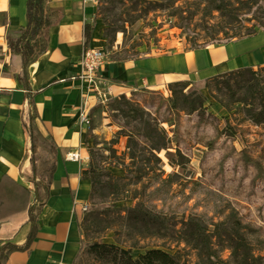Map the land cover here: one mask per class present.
Listing matches in <instances>:
<instances>
[{
	"label": "crops",
	"instance_id": "0c3cea01",
	"mask_svg": "<svg viewBox=\"0 0 264 264\" xmlns=\"http://www.w3.org/2000/svg\"><path fill=\"white\" fill-rule=\"evenodd\" d=\"M25 5L26 0H0V16L6 19L0 26V246L25 242L27 212L33 201L32 185L23 179L31 172L26 156L29 140L22 125L28 108L25 92L15 79L20 66L9 56L7 43V34L25 24ZM48 7L61 11L63 17L49 30L47 50L27 67L26 78L30 90L38 92L33 97L37 118L31 122L36 182L46 184L53 165L54 174L49 199L38 210L39 230L30 253H13L3 264H72L82 238L80 205L89 204L91 186L81 178V170L87 166L90 142L77 126V111L84 99L89 110L98 103L95 95L85 94L87 84L79 79L84 24L90 23L92 11L87 0H49ZM95 27L91 48L100 43ZM262 67L264 32H259L195 51L128 63L105 62L97 77L105 97L137 89L163 94L171 84L195 85L225 73ZM48 139L55 158L49 153ZM70 153H79L81 162L66 161Z\"/></svg>",
	"mask_w": 264,
	"mask_h": 264
},
{
	"label": "trees",
	"instance_id": "16d2710c",
	"mask_svg": "<svg viewBox=\"0 0 264 264\" xmlns=\"http://www.w3.org/2000/svg\"><path fill=\"white\" fill-rule=\"evenodd\" d=\"M179 1L159 0L148 3L134 0L132 6L134 12L137 11L138 2L147 5L148 8L142 9V12L133 16L129 24H134L152 12L170 9L180 17L181 25L178 29L182 34L188 27L186 23L190 24L189 22L199 15L198 33L193 32L198 39L189 42L190 51L251 38L258 31L264 32V9L260 7L264 5V0H204L203 3L185 4L188 5L186 9H173ZM48 6L49 0H26L24 26L7 37L9 56L15 57L20 66V72L15 79L25 92L28 108L22 125L29 140V153L26 156L31 164V172L23 176V179L32 185L33 201L27 212L26 224L29 230L25 242L22 245L9 242L2 244L0 264H3L13 253H30L39 230L38 210L49 199L54 174L53 165L48 171V182L46 184L36 182L34 164L36 146L32 143L31 122L37 118L33 97L38 92L30 90L26 78L27 67L47 50L49 30L63 17L61 11L49 9ZM256 6L261 10L262 19L254 23L251 28L241 27L244 18ZM190 9H194L196 13H189ZM183 13L189 15L183 17ZM214 13L218 15L217 19L212 16ZM235 25L239 26L235 27ZM92 31V25L85 22L83 48L88 47ZM134 60L136 58L128 61ZM189 86V83H175L168 86L171 93L169 102L171 111L183 113L187 111L189 114L199 112L206 100L202 91H206L226 113L231 114L232 107L238 105L241 106V113L246 122L253 126L264 125V67L255 71L243 69L215 76L193 85L195 89L188 95H183V91ZM179 92L182 94L181 100L186 109H178ZM125 104L129 106L133 120L149 118L150 115L141 109L131 107L127 102ZM150 121L143 123L146 128L145 134L137 132L124 136L127 141L122 156L128 157L129 165L119 162L117 152L108 149L110 152L108 159L118 162V167L124 171L121 177H113L106 170L98 169L95 151L87 148L88 163L81 170V178L90 182L89 207L80 224L82 238L72 264H192L189 259L191 253L194 254L196 264H264V255L251 247L247 236L237 227L221 235L216 226L208 231L190 217L178 224H172L170 218L157 211L156 206L152 205L159 201V193L164 187V180L161 179L164 173L161 171V162L157 157L163 147L139 142L142 139L146 142L161 139L162 132L156 123L151 125ZM48 143L49 153L55 158L56 153L49 139ZM116 144L112 143V145ZM152 161L155 167H150ZM146 177L149 180L150 200L144 202L137 200L134 189ZM101 178H105L106 182L102 183ZM99 190H108L112 199L96 202ZM129 201L132 202L131 206H127ZM118 202H123V206L116 208ZM108 233H113V244L102 242V238ZM151 241L162 242V245L150 244ZM167 244L175 245L176 248L181 245L184 247L170 254L163 250H171ZM134 251H138L139 254L134 256ZM224 251L229 252L228 261L221 258Z\"/></svg>",
	"mask_w": 264,
	"mask_h": 264
},
{
	"label": "rangeland",
	"instance_id": "374dc122",
	"mask_svg": "<svg viewBox=\"0 0 264 264\" xmlns=\"http://www.w3.org/2000/svg\"><path fill=\"white\" fill-rule=\"evenodd\" d=\"M139 2L136 3L137 11L134 12V0H87V8L92 11L89 21L91 20L93 30L97 25L96 35L100 42L94 47L102 49L103 63H128L169 56L189 50V42L198 39L193 32L198 33L199 15L190 24L186 23L188 27L182 34L178 29L181 25L180 17L170 9L152 12L134 24H129L133 16L148 8ZM203 2L204 0H180L173 9H186L187 3ZM257 7L244 18L241 27L251 28L262 19L261 10ZM260 7L264 9V5ZM189 13L196 12L190 9ZM188 15L183 13V17ZM212 16L215 19L218 17L215 13ZM5 22V17L0 16V26ZM132 58L136 60L128 61ZM194 89L190 84L183 95H188ZM204 93L206 100L202 109L193 114L170 110L171 93L168 87L163 94L137 89L103 97L89 111L91 127L85 133L90 146L87 148L95 151L98 169L106 170L113 177H121L124 171L118 167V162L108 159V149L117 152L116 156L121 160L119 162L129 165L128 157L122 156L127 141L124 136L137 132L145 134L144 121L153 120L150 123H156L162 132L161 139L139 141L163 147L157 157L164 173L161 178L164 180V187L159 193V201L152 205L170 218L172 224L190 217L208 231L216 226L221 235L237 227L247 236L251 247L264 255V125L253 126L246 122L241 106L238 105L232 107L231 114L226 113L206 91ZM181 96L179 92L178 109H186ZM125 102L146 112L150 115L149 118L133 120L132 112ZM85 155L88 158L87 149ZM151 166L155 167L153 161ZM101 181L106 182L105 178H101ZM148 185L146 177L136 186L134 195L137 200H150ZM111 197L108 190H99L96 202L110 200ZM131 205V201L127 202V206ZM122 206L123 202L116 203V208ZM84 215L85 213L83 217ZM102 242L113 244V233L106 234ZM149 243L162 245V242L156 241ZM167 246L171 250H163L170 254L184 247ZM133 254L137 256L139 252L134 251ZM221 258L228 261L229 252L224 251ZM189 259L192 264H196L193 253Z\"/></svg>",
	"mask_w": 264,
	"mask_h": 264
},
{
	"label": "built area",
	"instance_id": "2783aa9c",
	"mask_svg": "<svg viewBox=\"0 0 264 264\" xmlns=\"http://www.w3.org/2000/svg\"><path fill=\"white\" fill-rule=\"evenodd\" d=\"M103 60L104 55L101 48H82L79 58V65L81 69L79 79L83 83L87 84V86L85 87V94L95 95V97L99 101L102 100L103 97H105L101 95L99 91L100 79L97 77V74L103 65ZM89 111L90 110L87 100L84 99L77 111V126L85 132L88 131L91 127ZM65 160L74 163L81 162L79 153L67 154L65 156ZM87 210L88 206L86 204L80 205V211L82 214L86 213Z\"/></svg>",
	"mask_w": 264,
	"mask_h": 264
}]
</instances>
